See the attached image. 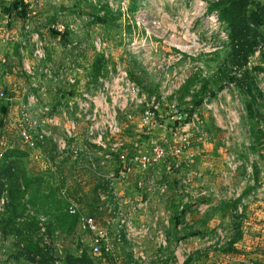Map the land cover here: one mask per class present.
<instances>
[{
  "label": "rangeland",
  "instance_id": "obj_1",
  "mask_svg": "<svg viewBox=\"0 0 264 264\" xmlns=\"http://www.w3.org/2000/svg\"><path fill=\"white\" fill-rule=\"evenodd\" d=\"M7 1L14 7L23 2ZM216 1L28 0L22 10L34 9L21 19L7 16L6 4L0 0V17L6 15L0 19V42L11 45L15 37L19 42L12 44L13 49L20 48L8 52L11 58H4L12 71L16 66L9 78L20 79L18 91L27 89L34 96L29 104L34 118L53 120L43 125V137L35 139L31 148L18 128L20 113L12 129L14 145L25 151L21 153L24 156L41 157L45 161L41 169L58 172L56 180L77 191L80 200L69 192L67 198L73 199L82 213L95 215L108 230L106 220L114 215L109 211L116 201L125 209L139 199L148 203L137 210L133 221L149 224L153 232L158 227L167 233L169 262L176 257L179 243L190 238L214 242L211 256L224 253L235 229L222 222L214 228L203 226L220 218L226 209L231 212V206L218 204L215 212L207 208L200 213L201 204L216 196H200L198 191L209 190L217 170V174L221 169L234 172L239 167L241 175L249 165L252 171H260L256 161L263 160L264 23L253 20L252 12L263 19L264 0H252L244 9L249 20L244 21L247 26L240 46L230 38L231 28L221 8H210ZM36 29H43L42 38ZM135 39L138 49L132 48ZM132 60L137 62L133 73L141 79L140 83L135 80L140 87L139 101L118 107L125 101L115 97V77L122 67L130 73ZM102 78H106L108 89H104ZM3 85L0 92L6 97ZM153 107L155 120L148 125L142 115ZM114 121L120 132L108 130ZM40 130L32 136L36 138ZM157 145L165 150L160 158L154 154ZM142 156L150 162L144 165L136 160ZM3 157L1 154L0 164L7 165ZM104 158V166L93 167ZM204 159L211 163L205 169ZM97 172L117 175L114 184L98 177ZM146 175L152 176L154 191L139 190L138 181ZM27 177L33 189L35 179ZM6 181L7 176L0 178V194L7 193ZM162 185L167 186L165 191ZM91 189L98 196L99 209L88 214L82 209L93 201ZM221 190L224 193L225 188ZM31 194L28 189L27 195ZM168 205L174 207L179 229L163 223L166 214L161 212L168 210ZM62 207L61 220L68 227L61 231L55 224L58 217L45 211L27 207L23 215L14 216L12 207L0 210V264H128L125 259L133 255L131 244L115 245L113 257L93 254L92 233ZM155 214L158 219L154 220ZM42 217L49 220L45 231L40 229ZM222 238L228 241L218 247ZM143 245L147 252L157 249L155 239L142 241L145 253Z\"/></svg>",
  "mask_w": 264,
  "mask_h": 264
},
{
  "label": "crops",
  "instance_id": "obj_2",
  "mask_svg": "<svg viewBox=\"0 0 264 264\" xmlns=\"http://www.w3.org/2000/svg\"><path fill=\"white\" fill-rule=\"evenodd\" d=\"M27 1L23 0V2L21 3L27 5ZM3 3L6 5L11 4V2L7 0H4ZM32 9H34V7H29L25 14L18 16L21 19H24L26 16L29 17ZM6 14L9 17L12 16L11 14ZM5 16L6 15H4V17L2 18L0 17V19L5 18ZM35 33H37L41 38L44 35L43 29H36ZM7 34H9V32H7L6 35ZM13 40L12 42H10L11 45L0 42V84H5L3 85V88L4 90L7 89L8 93H6V97H0V155H4L3 158H5L6 160L5 164H7H0V178L6 176L8 177L11 174L16 173L20 175L19 178L21 180L27 181L29 185L28 189L32 191L31 195H27L28 197H30V202L27 203L28 209H38L49 213V215L51 214V216L53 215L55 217H58L57 219H55V224L57 226L56 228H59L61 231L68 227L61 220L62 216L60 215V213L63 212L62 205H64L66 209L69 201H73V199H71L70 197L68 199H64L62 194L59 192L60 188H65L63 183H59V181L56 180L59 178V173H56L55 171L47 172L45 170V167L41 169L40 164H45V161H43L41 157L36 156V159H33L30 157V155L24 156L21 153H24L25 151H21L16 144L14 145L15 136L13 135L12 129L15 128V122L20 116V107H22V105H26L27 103L30 104L31 92H29L30 90L27 89H23L24 91H18V89H21V82L19 81L20 79H17V77H13V79L9 78L14 74L13 71H15L14 68L16 66H13L12 71V67H10L12 66L11 63L9 62L8 65L5 64L4 58H11V54L8 52H19L20 49L18 48V51L13 49L14 45L12 44H14L15 42H19L15 37ZM23 61L24 60L22 59V62ZM262 145L263 148L260 152H263V160H261V163L259 160L256 161L258 166L261 168L260 171H252L251 167L253 166L249 165L246 168L247 172L241 171V175H239L240 173H238L237 170L239 167L234 172H227L226 170L224 171V169H221L220 173L217 174V170L214 173L216 175H214L213 177L214 184L210 185V187H208L210 182L208 184V180L205 176L208 184L206 186L209 190H206L207 192L204 190L198 191V194L200 196L207 197L212 196V194L216 196V199H212L206 202L204 207L198 209L200 213H204L207 208H213L215 212L217 210L218 204H226L231 206V212L227 213L226 209L223 215L220 216V218L216 217L214 219V222L210 221L205 226H203V229L214 228L216 226H219L222 222L223 224H228L230 228L235 229V235H233L229 247L224 250V253H217V255L214 257L210 255V252H213V250L216 248L214 242L205 240L204 238H190L187 240V243H179V251L176 253V257H173V260L176 263H173V260L171 259V264H203L204 262L205 264H264V144ZM205 160L206 159H204V162H202L203 169H205L206 166L211 165L210 162ZM249 161L253 162V160L250 158ZM245 165L247 164L245 163ZM249 168H251V171ZM50 170H53L52 166ZM5 172L7 175H5ZM201 175L203 178V172ZM27 176L33 177L35 179L33 183V189H31L30 187L32 186L31 179ZM222 187L225 188L224 193L221 190ZM66 190L70 193L69 195H72V197H74L75 199L80 200V198H78L77 191H73V189L71 190V187ZM85 193L88 196L90 195L86 190ZM91 193H94L93 189H91ZM196 196L197 195H195L194 197ZM53 200L55 202L51 203L50 201ZM97 200H99L98 196L95 195L93 197V201L90 203L88 202V206H86V209L83 208L82 210L88 214L95 212L97 209H99V206L97 204L99 202ZM189 208V206L186 207V209L190 210ZM173 212L174 207L169 206L168 210L166 209V211H162L161 214H166L163 218V223L168 228H170V226H173L172 228L174 230V228L177 227L179 229L180 225H177L178 220L174 217ZM71 218H74V216H71ZM156 218L158 219V216L155 214L154 220ZM225 220H227L228 223H226ZM192 223L196 225L197 222L191 221L190 224ZM156 224L157 223L151 225L154 226ZM50 225L51 223L49 224V226ZM175 225L177 226L175 227ZM146 239H144V241ZM124 242L128 243L127 241ZM148 242H145V245L146 243L148 245ZM149 244L151 245V243ZM143 250L146 254L151 253L150 251H146L147 248L145 249L144 245ZM153 250L154 249H152L151 251ZM132 256L133 255H129V257L125 259L128 264H136L134 257ZM201 260L203 263H199Z\"/></svg>",
  "mask_w": 264,
  "mask_h": 264
},
{
  "label": "built area",
  "instance_id": "obj_3",
  "mask_svg": "<svg viewBox=\"0 0 264 264\" xmlns=\"http://www.w3.org/2000/svg\"><path fill=\"white\" fill-rule=\"evenodd\" d=\"M134 42H136L134 43L136 45H133L132 48L138 49L137 40L135 39ZM101 82H103L104 89H108V82L106 81V78H102ZM115 83L118 88L117 95L115 97H117L118 101H125V104L123 106L118 107L124 108L127 104L134 102V105H137L136 102L139 101V95L137 94L140 92V87L137 82L131 77L127 69L122 67V71L118 73L117 77H115ZM4 96L5 93L0 92V97L3 98ZM112 99L117 101L115 98ZM30 100L33 101L34 96H31ZM152 109V111H145V113L142 115V121L148 125H150L155 120L156 109L154 107ZM20 113L22 116L18 123V128L21 132V137L29 147L34 148L36 145L35 139H37L38 141L39 138H42L43 134L45 133L42 128L43 125L46 122H52L53 120L51 118L45 119L44 117L34 118L33 115L30 114L29 103H27L26 105H22ZM118 124V122L114 121L111 127H108V130L110 131V128H112V132H120L121 128ZM37 129L41 130L38 131L37 137L35 138L32 136L31 133L35 132ZM99 138L100 139L98 141L101 140V136H99ZM164 151L165 150L162 146H155L154 154L156 155V158L162 157ZM105 158H108V156H106ZM105 158L100 159L99 161H95L93 163V167H98L100 164L101 166H104L107 163ZM156 158H154L153 160H157ZM136 160L143 163L144 165L150 162V158H148L147 156L136 157ZM97 175L98 177L100 176V178L102 179L103 177H106L105 180L111 181V184H114V179L117 176L113 173L104 174L102 172H97ZM151 178V175H146L144 177L142 176V179L138 181L139 190H144L148 192L154 191V189L156 188ZM145 186H147L146 189H144ZM166 187V185L161 186V188H163V191H165ZM62 193H65V190H62ZM112 195H114V193ZM137 201V203H132L131 207L127 206L126 209L122 207V204L119 201H116L114 203L113 209H111L110 207L109 212L114 211V215L106 220L107 227L111 228L110 230L101 226L100 223L97 221L95 215H86L82 213L74 201H69L67 211L71 214H77L78 220L81 223L82 228L88 231L89 233H92L93 242L91 249L93 254L99 256L113 257L115 245L127 241L128 244L132 245L131 250L136 264H170L165 253V249L168 246L167 233L158 227H156L153 232L151 226L146 223H141L140 225H136L134 223L133 215L142 205L148 204L146 202L142 203V199H139ZM6 202V193L0 194V210H3L4 205H6ZM204 206L205 203L201 204L200 208ZM42 218L44 219L42 220V222L40 221V229L45 231L48 226V219L47 217ZM146 238L156 240L157 249L152 253L146 254L141 250L142 241ZM227 241L228 239L222 238V240L218 242L217 246L221 247Z\"/></svg>",
  "mask_w": 264,
  "mask_h": 264
},
{
  "label": "trees",
  "instance_id": "obj_4",
  "mask_svg": "<svg viewBox=\"0 0 264 264\" xmlns=\"http://www.w3.org/2000/svg\"><path fill=\"white\" fill-rule=\"evenodd\" d=\"M252 0H218L216 2H213L210 6V8H221L220 10L222 13H224V16L227 19L228 24L230 25L231 31H230V38L232 39L233 42L237 43V46H240L239 42H242L244 40V35H245V29H246V24H245V19L249 20V17L247 18L246 16V11L244 9L251 6ZM25 5L23 3H18V6L13 4H8L6 5L7 7V13L11 14L12 16H18L25 14L27 11L22 10V6ZM254 10V8H252ZM252 12V11H251ZM256 12V11H254ZM253 13V20H257L259 22L264 23V20L260 18L257 13ZM243 13V14H242ZM244 16V17H243ZM246 16V17H245ZM59 34V31L57 32ZM132 78L136 80L137 82H141V79L133 73L135 71V67L137 66V62L135 60H132ZM147 89L153 92V89H151L149 86L145 85ZM20 175L18 174H11L10 176L7 177L6 183L7 185V202L4 205V208L6 207H12L14 211H12V214L14 216H21L25 213L26 208H27V203L30 202V197L27 196V191H28V183L25 180H21L19 178ZM6 179V178H5ZM3 185V184H2ZM1 190V188H0ZM60 193L62 194L64 199L67 198V190L65 188H60L59 189ZM62 190H65V193H62ZM23 191V192H22ZM2 192V191H1ZM20 192V193H19ZM21 195V197H20ZM20 197V198H18ZM25 197V198H24ZM9 214H11L9 212ZM71 214V213H70ZM71 216L76 217L78 220V215L77 214H71Z\"/></svg>",
  "mask_w": 264,
  "mask_h": 264
}]
</instances>
